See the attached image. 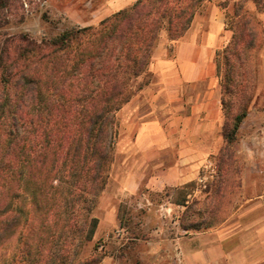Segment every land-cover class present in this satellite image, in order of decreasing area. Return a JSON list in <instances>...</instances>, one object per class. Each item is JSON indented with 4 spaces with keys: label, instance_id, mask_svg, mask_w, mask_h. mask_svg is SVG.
Returning <instances> with one entry per match:
<instances>
[{
    "label": "trees",
    "instance_id": "obj_1",
    "mask_svg": "<svg viewBox=\"0 0 264 264\" xmlns=\"http://www.w3.org/2000/svg\"><path fill=\"white\" fill-rule=\"evenodd\" d=\"M206 1L135 0L39 41L0 34V264L99 263L83 252L115 159L117 113L148 83L161 33L180 39ZM246 2L228 15L231 39L216 54L225 148L257 90L264 0Z\"/></svg>",
    "mask_w": 264,
    "mask_h": 264
},
{
    "label": "crops",
    "instance_id": "obj_2",
    "mask_svg": "<svg viewBox=\"0 0 264 264\" xmlns=\"http://www.w3.org/2000/svg\"><path fill=\"white\" fill-rule=\"evenodd\" d=\"M195 17L180 39L160 36L148 65L152 79L117 113L121 162L109 176L117 195L141 188L185 192L220 148L223 112L214 52L223 42V14L212 10L203 29ZM248 204L210 230L184 232L187 237L176 239L178 263L166 264H264V196ZM113 217L110 211L99 226Z\"/></svg>",
    "mask_w": 264,
    "mask_h": 264
},
{
    "label": "rangeland",
    "instance_id": "obj_3",
    "mask_svg": "<svg viewBox=\"0 0 264 264\" xmlns=\"http://www.w3.org/2000/svg\"><path fill=\"white\" fill-rule=\"evenodd\" d=\"M5 1L6 7L0 14V34L26 35L39 41L70 27L96 26L135 0ZM216 9L223 14L224 30L222 45L214 52L221 98V56L216 54L231 39L228 15L250 10L251 4L246 0H207L196 13L197 26L207 28L210 12ZM258 18L264 28V17ZM160 36L167 39L164 32ZM261 38L254 54L257 90L236 143L227 148L222 114L220 148L210 156L201 174L207 176L211 166L213 177L207 179L203 188L194 185L185 192L162 193L141 188L132 196L117 195V184L109 178L93 215L100 222L111 211L115 218L104 220V225L98 224L95 236L84 249V257L101 256L98 264L178 263L176 239L185 236L184 232L192 236L195 232L210 230L230 215L246 209L251 200L264 196V35ZM120 162L115 150L113 174L117 173Z\"/></svg>",
    "mask_w": 264,
    "mask_h": 264
},
{
    "label": "built area",
    "instance_id": "obj_4",
    "mask_svg": "<svg viewBox=\"0 0 264 264\" xmlns=\"http://www.w3.org/2000/svg\"><path fill=\"white\" fill-rule=\"evenodd\" d=\"M208 169H210V170H209V173L207 176H200L199 177V179L197 181V188H203L207 179L213 177V170H211V166H209Z\"/></svg>",
    "mask_w": 264,
    "mask_h": 264
}]
</instances>
